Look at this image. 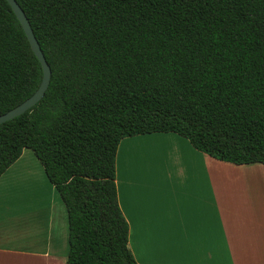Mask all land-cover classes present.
<instances>
[{"label": "trees", "instance_id": "trees-1", "mask_svg": "<svg viewBox=\"0 0 264 264\" xmlns=\"http://www.w3.org/2000/svg\"><path fill=\"white\" fill-rule=\"evenodd\" d=\"M51 69L0 124V175L33 151L67 213L65 264H138L119 207L126 136L173 132L218 160L264 164V0H15ZM42 68L0 0V114Z\"/></svg>", "mask_w": 264, "mask_h": 264}, {"label": "crops", "instance_id": "crops-1", "mask_svg": "<svg viewBox=\"0 0 264 264\" xmlns=\"http://www.w3.org/2000/svg\"><path fill=\"white\" fill-rule=\"evenodd\" d=\"M33 154L23 149L0 175V264L66 261V209ZM115 167L138 264H264V164L218 160L153 132L123 137Z\"/></svg>", "mask_w": 264, "mask_h": 264}, {"label": "water", "instance_id": "water-1", "mask_svg": "<svg viewBox=\"0 0 264 264\" xmlns=\"http://www.w3.org/2000/svg\"><path fill=\"white\" fill-rule=\"evenodd\" d=\"M9 3L12 11L14 12L15 16L19 20L24 33L29 41V44L31 46L32 51L34 52L35 56L40 62L41 68H42V78L40 81L39 86L37 89L25 100H23L21 103L16 105L15 107L11 108L7 112L0 114V124L10 120L18 115H21L26 110L31 108L33 105H35L44 95L51 77V69L49 64L47 63L44 54L39 46V43L33 33V30L30 26V23L25 16V13L21 9V7L18 5V3L15 0H7Z\"/></svg>", "mask_w": 264, "mask_h": 264}, {"label": "rangeland", "instance_id": "rangeland-1", "mask_svg": "<svg viewBox=\"0 0 264 264\" xmlns=\"http://www.w3.org/2000/svg\"><path fill=\"white\" fill-rule=\"evenodd\" d=\"M26 149H28V148H26ZM28 151L30 152V153H32V150H30V149H28ZM34 155V154H33ZM232 174V173H231ZM257 174H262V173H257ZM261 176V175H260ZM258 186H260V185H258Z\"/></svg>", "mask_w": 264, "mask_h": 264}]
</instances>
